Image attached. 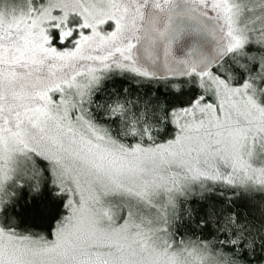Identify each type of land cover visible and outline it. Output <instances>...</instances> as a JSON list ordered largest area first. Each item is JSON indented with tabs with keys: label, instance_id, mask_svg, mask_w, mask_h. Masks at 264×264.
<instances>
[{
	"label": "snow or ice",
	"instance_id": "obj_1",
	"mask_svg": "<svg viewBox=\"0 0 264 264\" xmlns=\"http://www.w3.org/2000/svg\"><path fill=\"white\" fill-rule=\"evenodd\" d=\"M0 264H264V0H0Z\"/></svg>",
	"mask_w": 264,
	"mask_h": 264
}]
</instances>
